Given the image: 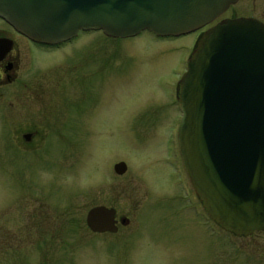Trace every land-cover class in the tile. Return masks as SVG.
Returning a JSON list of instances; mask_svg holds the SVG:
<instances>
[{"label":"rangeland","instance_id":"1","mask_svg":"<svg viewBox=\"0 0 264 264\" xmlns=\"http://www.w3.org/2000/svg\"><path fill=\"white\" fill-rule=\"evenodd\" d=\"M232 16L264 23V0H241L215 24ZM206 30L167 40L82 33L52 49L0 23L16 40L19 80L0 76V264H264V232L226 234L199 203L197 221L185 219L193 231L176 217L192 187L183 165L174 176L165 141L176 83ZM121 162L124 176L114 173ZM98 206L131 225L93 234L86 218Z\"/></svg>","mask_w":264,"mask_h":264},{"label":"water","instance_id":"2","mask_svg":"<svg viewBox=\"0 0 264 264\" xmlns=\"http://www.w3.org/2000/svg\"><path fill=\"white\" fill-rule=\"evenodd\" d=\"M239 2L0 0V19L33 43L56 48L81 32L116 40L144 32L185 37ZM179 86L181 158L204 209L227 233L264 232V24L236 19L208 30ZM114 170L124 176L128 167L120 163ZM116 218V209L99 206L86 224L93 234H116Z\"/></svg>","mask_w":264,"mask_h":264},{"label":"flooded vegetation","instance_id":"3","mask_svg":"<svg viewBox=\"0 0 264 264\" xmlns=\"http://www.w3.org/2000/svg\"><path fill=\"white\" fill-rule=\"evenodd\" d=\"M238 18H241V17L232 16L230 19L234 20V19H238ZM0 23L2 25H4L5 27L9 28L13 32V35L15 37H19V38L25 40L29 45H31L35 48H37V47L38 48H47V47L37 45V44L31 42L30 40H28L27 38L21 36L11 26H9L6 22H4L1 19H0ZM16 52H17V43H16V40L14 39V37L7 35V34H0V76H1V80L4 79V81L7 82V84H11V85L13 83L15 84L19 81L17 74H16L18 63H17L16 59L14 58V54ZM172 105H173V108L175 109L177 115L173 119V125H172V127L168 133L167 138H166L165 146H166V150H169L171 155L174 158V163H170L171 167L173 168L174 176L176 175L180 179V176L182 174V161H181V157H180V149H179V144H178V131H179V126H180V122H181V110H180V105L178 102V86H177V83H176L175 96H174ZM27 137H28V139H27ZM23 139L27 143H32L34 140V135L33 134L24 135ZM174 176H173V180H174ZM184 191L186 192V193L185 192L184 193L186 196V200L188 202V206L183 207L182 212H180L182 209V208H180L177 212L178 216L176 215V217L181 218L184 222V226L183 225H181V226L185 227V225L189 224V226L187 225L186 228L191 229V231H193V228L195 229L197 227V223H195V225L192 226V224L186 222V220L190 221L192 219L193 221H195V220L197 221L199 216L202 215V213L197 212V204L198 203L200 204L201 208L203 209L204 215L206 216V218L210 221V223L214 224V222L207 215L202 203L200 202V200L197 197L194 190L193 189L190 190L189 188L184 187ZM116 211H117V209H116ZM191 216H193V217L191 218ZM182 217H184V218H182ZM116 220H117L118 232L116 234H105V235L117 236L122 231V228H127L131 225L130 219L120 216L118 211H117ZM100 236H103V235H100Z\"/></svg>","mask_w":264,"mask_h":264}]
</instances>
